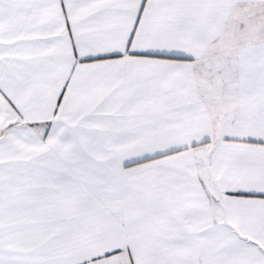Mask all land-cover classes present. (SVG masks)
Masks as SVG:
<instances>
[{
	"label": "snow or ice",
	"instance_id": "6c2138e0",
	"mask_svg": "<svg viewBox=\"0 0 264 264\" xmlns=\"http://www.w3.org/2000/svg\"><path fill=\"white\" fill-rule=\"evenodd\" d=\"M0 264H264V0H0Z\"/></svg>",
	"mask_w": 264,
	"mask_h": 264
}]
</instances>
